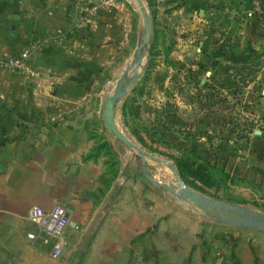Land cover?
I'll return each mask as SVG.
<instances>
[{
    "label": "rangeland",
    "instance_id": "rangeland-1",
    "mask_svg": "<svg viewBox=\"0 0 264 264\" xmlns=\"http://www.w3.org/2000/svg\"><path fill=\"white\" fill-rule=\"evenodd\" d=\"M141 2L149 35L135 72L132 59L143 31L135 0H69L66 17L61 15L55 28L44 31L52 43L46 53L65 52L60 42L71 38L106 43L108 61L102 78L95 93L83 99L97 100L102 107L119 77L125 85L134 74L113 107L118 129L143 151L175 168L179 160L199 165L202 180L182 177L176 168L187 187L264 214V11L251 9L250 0ZM87 4L95 5V10L85 16ZM100 123L98 142L103 141V132L134 163L136 175L131 180L137 178L150 189L158 215L174 223L172 228L178 231L166 238L174 251L186 252L187 264H223L234 255L231 247L264 236L256 227L205 214L182 197L166 164L127 147ZM97 144L111 169L112 152ZM181 170L187 169L181 165ZM83 244L80 238L75 249L49 264H78ZM133 259L130 255L125 261Z\"/></svg>",
    "mask_w": 264,
    "mask_h": 264
},
{
    "label": "crops",
    "instance_id": "crops-1",
    "mask_svg": "<svg viewBox=\"0 0 264 264\" xmlns=\"http://www.w3.org/2000/svg\"><path fill=\"white\" fill-rule=\"evenodd\" d=\"M68 3L0 0V56L35 45L33 75L0 64V264L53 263L49 246L26 236L34 229L26 212L54 203L65 207L69 220L62 254L80 238L85 243L78 264H187L186 252L174 251L166 238L178 231L174 223L158 215L151 190L131 180L134 163L103 132L97 140L101 106L83 98L102 78L107 44L71 38L60 42L65 52L46 53L52 43L44 31L66 17ZM250 5L264 11V0ZM97 143L112 152L111 169ZM251 239L231 247L234 255L223 264H264V236Z\"/></svg>",
    "mask_w": 264,
    "mask_h": 264
},
{
    "label": "water",
    "instance_id": "water-1",
    "mask_svg": "<svg viewBox=\"0 0 264 264\" xmlns=\"http://www.w3.org/2000/svg\"><path fill=\"white\" fill-rule=\"evenodd\" d=\"M140 11L142 13L143 18V31L140 35V38L137 42V46L134 52V56L132 59V70L136 71L137 65L140 61L142 50L144 49L145 42L148 39L149 35V24L145 20V15L143 14L142 2L141 0H135ZM134 74L126 81L125 85L122 83V77L120 76L115 87L111 90L110 93L104 96L103 104L100 111L101 121L104 128L109 131L115 138H117L120 142L125 144L127 147L136 149L139 153H144L148 157L158 160L164 164H166L173 176L174 180L178 184V189L182 193V197L188 198L194 202V204L200 208L205 214L216 218L217 220L229 222L232 224L238 225H247L253 226L260 230H264V214L255 212L253 210L247 209L245 207H241L235 204L227 203L221 200H216L209 198L203 194H200L193 189L187 187L179 178L176 168L172 163L167 160H164L160 157H157L151 153L143 151L137 145H135L132 141H130L116 126L113 118V107L117 100V98L123 93L126 86L130 84L133 80ZM143 176L147 178L152 183L160 184L156 180L150 176L147 172H143Z\"/></svg>",
    "mask_w": 264,
    "mask_h": 264
},
{
    "label": "built area",
    "instance_id": "built-area-1",
    "mask_svg": "<svg viewBox=\"0 0 264 264\" xmlns=\"http://www.w3.org/2000/svg\"><path fill=\"white\" fill-rule=\"evenodd\" d=\"M83 9L86 16L94 12L95 5L87 4ZM34 48L35 45L32 43L15 54L1 55L0 64L10 70L33 75L31 57ZM26 219L34 226L33 230L26 232V236L49 246L51 256H60L66 245L65 231L69 224L65 207L60 203H54L49 209L44 210L38 205H32L26 212Z\"/></svg>",
    "mask_w": 264,
    "mask_h": 264
},
{
    "label": "trees",
    "instance_id": "trees-1",
    "mask_svg": "<svg viewBox=\"0 0 264 264\" xmlns=\"http://www.w3.org/2000/svg\"><path fill=\"white\" fill-rule=\"evenodd\" d=\"M181 165H184L185 168L187 169V170H185V172L181 170ZM176 168H177L178 174L182 177L185 175H190L196 179H200V180L203 179L201 176V173L198 172L199 165L190 166V165H186L184 160H179L176 164Z\"/></svg>",
    "mask_w": 264,
    "mask_h": 264
},
{
    "label": "bare ground",
    "instance_id": "bare-ground-1",
    "mask_svg": "<svg viewBox=\"0 0 264 264\" xmlns=\"http://www.w3.org/2000/svg\"><path fill=\"white\" fill-rule=\"evenodd\" d=\"M139 10H140V8H139ZM141 12V11H140ZM144 14V13H143ZM141 15H142V13H141Z\"/></svg>",
    "mask_w": 264,
    "mask_h": 264
}]
</instances>
